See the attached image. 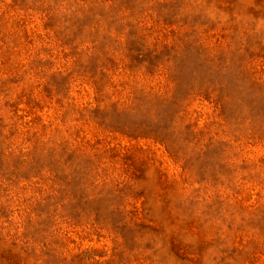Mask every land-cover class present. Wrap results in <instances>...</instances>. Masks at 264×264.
<instances>
[{
    "label": "rangeland",
    "instance_id": "obj_1",
    "mask_svg": "<svg viewBox=\"0 0 264 264\" xmlns=\"http://www.w3.org/2000/svg\"><path fill=\"white\" fill-rule=\"evenodd\" d=\"M0 264H264V0H0Z\"/></svg>",
    "mask_w": 264,
    "mask_h": 264
}]
</instances>
